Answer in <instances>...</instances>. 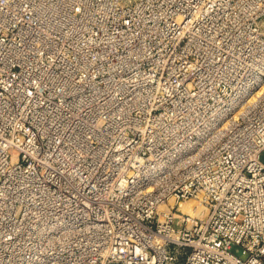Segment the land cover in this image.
I'll return each instance as SVG.
<instances>
[{
	"label": "built area",
	"instance_id": "obj_1",
	"mask_svg": "<svg viewBox=\"0 0 264 264\" xmlns=\"http://www.w3.org/2000/svg\"><path fill=\"white\" fill-rule=\"evenodd\" d=\"M263 152L264 0H0V264H264Z\"/></svg>",
	"mask_w": 264,
	"mask_h": 264
},
{
	"label": "rangeland",
	"instance_id": "obj_2",
	"mask_svg": "<svg viewBox=\"0 0 264 264\" xmlns=\"http://www.w3.org/2000/svg\"><path fill=\"white\" fill-rule=\"evenodd\" d=\"M230 40V38L228 39ZM224 44V42H221ZM211 45V46H209ZM212 43H208L206 46V52L210 53L212 50L209 49L212 47ZM238 44L234 45L232 48L228 49L231 53L237 51ZM246 75H235L231 71L222 70V71H212L209 70L205 74L202 75V87H235L237 84H247L248 79ZM262 160L264 161V152L262 153ZM186 202H192L196 204H200L197 201L189 200ZM203 210V209H202ZM204 216L205 213L202 212ZM232 252L241 256L243 259H246L249 256V251L241 244L234 243L231 248Z\"/></svg>",
	"mask_w": 264,
	"mask_h": 264
},
{
	"label": "bare ground",
	"instance_id": "obj_3",
	"mask_svg": "<svg viewBox=\"0 0 264 264\" xmlns=\"http://www.w3.org/2000/svg\"><path fill=\"white\" fill-rule=\"evenodd\" d=\"M162 207H164V205H162ZM181 208L189 211L192 215H197V214H202L201 211L202 209L205 208V205L203 204H196V203H192V202H186L183 201L181 203Z\"/></svg>",
	"mask_w": 264,
	"mask_h": 264
}]
</instances>
